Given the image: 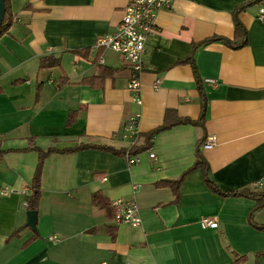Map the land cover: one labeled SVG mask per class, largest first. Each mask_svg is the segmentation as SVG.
Listing matches in <instances>:
<instances>
[{
  "label": "crops",
  "instance_id": "obj_1",
  "mask_svg": "<svg viewBox=\"0 0 264 264\" xmlns=\"http://www.w3.org/2000/svg\"><path fill=\"white\" fill-rule=\"evenodd\" d=\"M127 1L9 0L15 19L0 38V147L5 151L0 158V193L5 192L0 194V264H231L236 255L247 257L241 264H253L254 256L264 253V209L253 213L254 198L230 194L264 195L260 4L173 0L170 9L159 11L145 42L137 104L127 89L128 64L111 50L95 48L99 37L115 31ZM235 13L246 31L244 46L198 45L208 38L233 40ZM84 50L88 53H76ZM45 58L57 59L59 66L40 68ZM105 73L101 87L78 84ZM63 76L69 84H60ZM167 110L197 124L158 132L146 150L134 155L139 158L134 165L124 156L94 149L49 155L35 232L25 226L37 152L11 150L78 144L128 149L121 136L129 117L138 115L140 145L163 125ZM71 111H77L75 121L66 126ZM208 137L215 145L205 149L199 144ZM198 153L208 178L225 196L207 187L202 170H190ZM177 179L175 200L171 188L157 183ZM97 191L110 204L133 201L141 224L116 223L110 207L92 205ZM204 219L217 227L204 226Z\"/></svg>",
  "mask_w": 264,
  "mask_h": 264
},
{
  "label": "trees",
  "instance_id": "obj_2",
  "mask_svg": "<svg viewBox=\"0 0 264 264\" xmlns=\"http://www.w3.org/2000/svg\"><path fill=\"white\" fill-rule=\"evenodd\" d=\"M262 1L263 0H252V2L248 5L261 4ZM243 8L244 7L238 9L237 12L242 10ZM14 19H15V16L12 15V13L10 12V9H9V0H4V15H3V19H2L1 24H0V38L3 35L8 33L9 28L11 27V25L14 22ZM233 25H234L233 40L215 37V38L205 39L204 41H202L198 45H205V44H208V43L213 42V41H219V42H222L225 45H227L233 49H238V48L244 46L246 44V31H245L244 27L241 25V23L239 22V20L237 18V13H235L233 16ZM196 47H197V45L194 46V48H196ZM76 53L77 54H83V53L87 54L88 50H84V51L76 52ZM183 62H186V60ZM189 62H191V58H189ZM57 66H59V62L57 59L45 58V59H42L40 61V68L50 69V68H54ZM105 76H106V73L101 77H84L78 82V84L79 85H88L90 87H96V88L101 87L103 79ZM66 83L69 84L70 82L68 81V79L65 76H63L61 78L60 84L63 85ZM0 91H1V89H0ZM202 108H203V112H204V110H205L204 104H203ZM76 112L77 111H71L68 113L66 126H70L74 123L75 117H76ZM172 114H173V119H171ZM202 120H203V116L201 117L200 121H202ZM179 123H181V124H183V123L197 124V122L194 123V122L187 121V120H180L176 117L174 112L167 110L165 113L163 125L161 127H159L158 129L153 130L152 132L146 134L144 136V141L142 144L132 146L128 149L119 150V149H114V148L109 147V146L78 144L74 147L63 148V149H58L55 147H49L45 150H42V149L37 148V147H31V148H26V149H21V150H11L12 152H27L29 150H33V151L37 152V163H36L35 170L33 172L31 182H30V194L26 198V210L27 211H37L39 200L41 198V178H42L43 165H44L45 159L49 155H52V154H60V155L72 154V153H76V152L83 151V150H90V149L93 150L94 149V150H101L104 152H108V153H111L115 156H125L126 153H128L129 156H134V155L138 154L140 151L146 150L147 147L150 145L152 138L158 132L165 130V129H168L171 126L177 125ZM202 143L203 142L201 141V143L199 145H201ZM4 153H5V151H3L0 147V158L3 156ZM194 169H200L203 171L204 176H205L204 177L205 183L211 191H213L214 193H217L221 196L226 195V193L219 190L214 185V183L208 178L206 164H205L204 160L202 159V157L200 156L199 153H198L196 162L190 168V170H194ZM179 184H180V179H177L175 181H161L160 183H157V185L159 187L171 188V190L173 191L175 200H177V198H178ZM230 194L233 196H242V197L245 196V197L254 198L257 203H256L255 207L253 208V213L264 209V195H261L258 193H251L247 190L236 191V192H232ZM91 203H92V205H94L95 207H98V208H106L107 209L110 207L111 212H112V217H114L115 208L112 206V204H110L108 202V200L105 198V196L100 191L92 193ZM251 215H252V212H251ZM260 229L264 230V226L260 227ZM19 232L20 231L17 230L13 233V235L17 236L19 234ZM107 232L111 234L112 238H114L115 234L111 228L108 227ZM246 260H247L246 256L236 255L235 259L233 260V262L231 264H241V263L246 262ZM261 261H264V253L256 254L254 256L253 264H261Z\"/></svg>",
  "mask_w": 264,
  "mask_h": 264
},
{
  "label": "built area",
  "instance_id": "obj_3",
  "mask_svg": "<svg viewBox=\"0 0 264 264\" xmlns=\"http://www.w3.org/2000/svg\"><path fill=\"white\" fill-rule=\"evenodd\" d=\"M173 0H128L124 9L120 23L115 31L111 34L99 37L95 42V48L108 49L121 56L128 64L131 77L127 85V89L133 93L134 101L140 104L139 91L140 81L139 74L143 70L142 56L145 52V42L148 36L155 31V18L159 11L171 8ZM258 19L264 22V0L260 4ZM159 81H156V88ZM206 83L213 86L216 85L214 80H206ZM138 115L129 117L128 121L122 128V140L128 142L129 148L135 146L138 141L137 131ZM215 145V139L208 137L202 146L210 149ZM125 159L129 166L139 162L136 156L125 154ZM149 158L154 160L155 155L149 154ZM103 181L106 178H102ZM138 186H132V190L136 191ZM4 195L5 192L0 193ZM115 208L114 221L118 224H126L130 227H138L141 220L138 213V207L133 201L117 200L112 203ZM206 227L216 228L217 224L209 219L202 220ZM49 241H55L53 237L48 238Z\"/></svg>",
  "mask_w": 264,
  "mask_h": 264
},
{
  "label": "water",
  "instance_id": "obj_4",
  "mask_svg": "<svg viewBox=\"0 0 264 264\" xmlns=\"http://www.w3.org/2000/svg\"><path fill=\"white\" fill-rule=\"evenodd\" d=\"M3 15H4V0H0V24L3 19ZM36 222H37V212L27 211L25 226L31 229L32 232H35Z\"/></svg>",
  "mask_w": 264,
  "mask_h": 264
}]
</instances>
